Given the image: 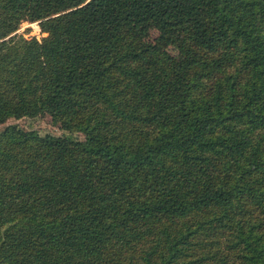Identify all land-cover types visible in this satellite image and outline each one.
Returning a JSON list of instances; mask_svg holds the SVG:
<instances>
[{
    "label": "trees",
    "instance_id": "1",
    "mask_svg": "<svg viewBox=\"0 0 264 264\" xmlns=\"http://www.w3.org/2000/svg\"><path fill=\"white\" fill-rule=\"evenodd\" d=\"M0 125V264H264V0H0Z\"/></svg>",
    "mask_w": 264,
    "mask_h": 264
},
{
    "label": "rangeland",
    "instance_id": "2",
    "mask_svg": "<svg viewBox=\"0 0 264 264\" xmlns=\"http://www.w3.org/2000/svg\"><path fill=\"white\" fill-rule=\"evenodd\" d=\"M138 21V19H132V24H135ZM18 33H23L24 37L30 38V37H36L37 39H41L42 36H45L44 33H41L38 24L36 22H23L20 26V28L17 30ZM157 37V31L154 27L150 26L148 27L145 39L147 41H154ZM168 50L171 54L178 60L179 62H183L186 59V56L181 53L177 48L174 46H169ZM6 124H17L19 126L24 127L25 129H34L38 131L40 134L44 133H50L54 135H58L62 132L58 128V126H55L52 124L51 119L49 116H38V117H23L20 119H9ZM4 125H0V130L2 129ZM74 137L78 139H83V135L81 133H73Z\"/></svg>",
    "mask_w": 264,
    "mask_h": 264
}]
</instances>
